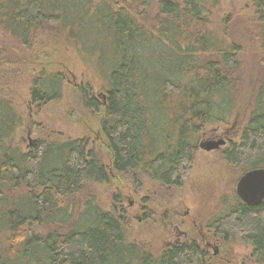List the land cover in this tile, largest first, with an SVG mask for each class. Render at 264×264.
<instances>
[{"label": "trees", "instance_id": "trees-1", "mask_svg": "<svg viewBox=\"0 0 264 264\" xmlns=\"http://www.w3.org/2000/svg\"><path fill=\"white\" fill-rule=\"evenodd\" d=\"M264 69V0H248ZM207 0H0V31L30 50L48 29L66 32L78 50L95 54L106 76L105 100L79 88L83 106L100 118L110 168L88 137L65 141L39 136L17 141L22 113L0 91V264H210L196 240L154 255L128 239L130 221L115 198L109 208L87 200L75 217L71 199L112 173L144 174L181 186L193 167L198 139L234 110L243 47L208 27ZM228 23V22H227ZM228 25V24H227ZM11 53L0 48V81ZM62 72L33 73L30 102L63 96ZM225 160L264 168V79L240 141ZM74 216V217H73ZM213 225L240 235L264 264V201L250 206L234 196Z\"/></svg>", "mask_w": 264, "mask_h": 264}, {"label": "rangeland", "instance_id": "rangeland-1", "mask_svg": "<svg viewBox=\"0 0 264 264\" xmlns=\"http://www.w3.org/2000/svg\"><path fill=\"white\" fill-rule=\"evenodd\" d=\"M207 6L208 27L220 34L227 28L229 40L242 45L239 57L242 68L238 73L234 110L227 122L209 125L197 139L202 143L218 141L210 138H229L228 143L217 150L199 149L181 186H166L141 173L136 178L132 173L114 172L109 183L88 184L71 199L69 208L74 209L76 217L90 198L105 208L119 198L130 221L129 241L156 256L169 245L184 242L182 232H185L207 251L210 264H259L250 243L240 235L227 238L213 223L227 204L234 202L237 182L249 170L246 166L229 164L223 151L240 141L264 79L261 43L256 36L254 9L248 0H207ZM1 47L11 53L12 64L10 72L0 81V91L13 100L24 117L17 141L26 148L39 136L61 141L88 137L110 168V152L100 130V118L83 106L79 95L80 87L90 85L92 94L104 101L107 79L98 71L97 56L84 53L81 47L77 50L66 32L57 28L40 32L30 50L0 31ZM42 69L62 72L65 87L60 100L35 105L30 102L29 87L33 73Z\"/></svg>", "mask_w": 264, "mask_h": 264}, {"label": "water", "instance_id": "water-1", "mask_svg": "<svg viewBox=\"0 0 264 264\" xmlns=\"http://www.w3.org/2000/svg\"><path fill=\"white\" fill-rule=\"evenodd\" d=\"M224 144L223 140L203 141L201 148L213 150ZM236 192L239 197L250 206L264 201V168H253L245 172L237 182Z\"/></svg>", "mask_w": 264, "mask_h": 264}, {"label": "flooded vegetation", "instance_id": "flooded-vegetation-1", "mask_svg": "<svg viewBox=\"0 0 264 264\" xmlns=\"http://www.w3.org/2000/svg\"><path fill=\"white\" fill-rule=\"evenodd\" d=\"M104 98V97H103ZM104 100H105V98H104ZM214 131H217V130H214ZM226 135L228 134V132H226L225 133ZM210 139H215V140H223V138H219V139H217V138H210ZM226 140H223L224 141V145H226L227 143H228V141H229V138H225ZM198 148L199 149H203V148H201V143H200V141H198ZM223 146V145H222ZM219 149V148H218ZM213 150H217V149H213ZM223 156H224V151H223ZM250 170V169H249ZM247 172V171H246ZM240 179V178H239ZM238 198V199H240L242 202H243V200L239 197V195L237 194V192H236V195H235V198ZM245 203V202H244ZM246 204V203H245ZM182 235H184L185 237H186V240L184 241V242H189L190 241V239L187 237V235H186V233L184 232H182ZM191 240H194V239H191ZM181 243H183V242H181ZM175 244H180V243H175ZM171 245H174V244H171ZM171 245H169V246H171ZM210 245V244H209Z\"/></svg>", "mask_w": 264, "mask_h": 264}]
</instances>
